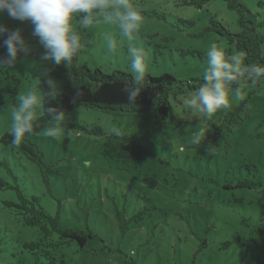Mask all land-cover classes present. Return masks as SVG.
<instances>
[{"label": "rangeland", "instance_id": "obj_1", "mask_svg": "<svg viewBox=\"0 0 264 264\" xmlns=\"http://www.w3.org/2000/svg\"><path fill=\"white\" fill-rule=\"evenodd\" d=\"M239 1L264 14L258 0ZM132 3L142 15L134 37L122 36L118 24L100 12L91 46L79 57L80 66L132 75L129 50L137 48L147 53L145 76L170 74L189 81L203 78L207 57L198 53L207 54L211 44L226 54L237 51L226 37L205 31L212 18L232 34L241 31L237 13L223 0H212L201 9L183 5V0ZM29 24L0 12V26L9 30L24 32ZM73 27L79 31V17L73 18ZM109 38L115 49L108 47ZM44 52L40 44L29 46L28 54L22 52L13 67L0 69V137L10 132L17 97L37 88L33 71L53 68L42 59ZM192 93L171 98L176 122L162 127L146 124L141 117L85 107L64 115L140 140L149 151L137 163L105 157L104 137L49 127L31 137L49 166L46 182L38 164L0 142L1 182L18 186L28 197H39L46 212L58 216L60 228L89 227L100 238L89 240L83 249L74 242L65 245L58 258L63 255L67 264H264V195L238 187L240 181L260 180L264 188V83L260 92L253 84L230 88L229 107L211 118L186 105ZM247 98L248 107L233 130L213 134L225 115ZM42 114L41 102L37 117ZM201 129L205 132L201 142L190 143ZM53 130L56 134L50 135ZM146 177L155 178L158 186L145 184ZM6 201L19 202L15 189H0V264H35L24 244L38 241L39 230L26 226ZM117 209H124L127 218L141 211L145 215L123 234ZM204 242L207 245L201 248Z\"/></svg>", "mask_w": 264, "mask_h": 264}, {"label": "trees", "instance_id": "obj_2", "mask_svg": "<svg viewBox=\"0 0 264 264\" xmlns=\"http://www.w3.org/2000/svg\"><path fill=\"white\" fill-rule=\"evenodd\" d=\"M212 0H183V5L203 8ZM228 8L238 15V23L241 31L232 34L221 22L211 19L206 27V32H215L222 37H226L236 50L243 51L246 56L245 63L264 65V14L251 11L247 5L239 0H223ZM258 8L264 10V0H258ZM93 24L98 20V15ZM79 32L82 36L81 50L73 57L70 65H55L52 69H38L33 71V76L38 79L37 88L41 89L45 96L42 100L43 114L34 121L33 129L25 137L20 145L12 143V136L7 132L0 137V142L6 146H11L17 152L24 154L31 161L38 164L43 173L44 180L48 182L47 171L49 166L44 161V153L41 148L32 141L31 137L36 136L45 128L54 127V120L47 112V108H55L63 113V120L58 127H64L88 135L104 137L103 155L105 157L119 159L124 163H137L142 155L149 151L140 140L132 135L117 132L115 130L106 131L99 125L89 126L77 120L65 118V114L77 107L101 110L114 116H137L141 117L146 124H154L159 127L165 122L175 123L176 114L171 103V98L177 99L179 95L186 92H195L203 83V78H193L189 81L176 79L170 74L158 77L145 76L141 85V95L135 104H129L126 93L123 91L125 82L131 84L133 75L122 71H114L105 74L100 68L91 70L87 65L80 66L79 57L85 49L91 46L93 38L92 27L88 28L80 25ZM25 41L29 46H36L39 41L32 36V25L29 24L23 32ZM2 45V40H0ZM5 49L0 46V55ZM22 52L19 54L18 58ZM228 54V53H227ZM203 58L207 54L198 53ZM16 64V63H15ZM13 64L11 67H13ZM47 78H52L57 85L55 95H50L45 83ZM264 78L253 81L247 77H240L239 84H232L231 89L238 90L242 84H253L255 92H260ZM13 93H18V87L13 88ZM249 98L242 101L234 111L228 112L220 125L212 132L215 135L225 131H232L233 127L241 121V113L248 107ZM249 168V166H248ZM143 182L152 188L158 186V181L153 177H146ZM2 187L15 189L19 202L6 201L8 207L13 208L15 214L28 227L37 228L40 239L36 242L24 244V248L35 257V264H67L63 258H58L59 253L65 245L76 243L80 248H84L91 239H98L99 236L89 227L67 228L59 227L58 216L54 217L46 212L42 207L39 197L26 196L17 186L0 181ZM238 187L259 190L264 195L263 183L260 180H244L238 182ZM145 211L135 214L131 218L125 216V210L117 209L116 216L119 222L120 231L126 234L130 230L133 222L141 221ZM56 237V239H55ZM100 239V238H99ZM204 242L201 248L206 246ZM107 248L104 245L103 249ZM129 264H139L137 261Z\"/></svg>", "mask_w": 264, "mask_h": 264}, {"label": "clouds", "instance_id": "obj_3", "mask_svg": "<svg viewBox=\"0 0 264 264\" xmlns=\"http://www.w3.org/2000/svg\"><path fill=\"white\" fill-rule=\"evenodd\" d=\"M0 12L17 21L30 22L32 36L35 37L45 52L42 59L55 65H70L72 59L81 50L82 36L73 27V18L80 17V25L88 28L93 24L98 12L107 13L106 19L114 20L122 36L132 39L139 30L142 15L132 0H0ZM0 40L5 49L0 55V69L11 67L18 60L21 52L28 54L29 45L20 29L9 30L0 26ZM108 47L115 49L116 43L109 38ZM130 67L133 75L131 84L125 82L123 91L129 104H135L141 95V85L146 73L147 53L143 49L131 48ZM243 51L226 54V50L211 44L207 51V68L203 73V83L186 99V105L201 117L211 118L222 108L229 107L230 86L239 84L240 77L256 81L264 78V65L245 63ZM45 83L50 95L57 92L56 82L47 78ZM45 93L39 88H32L26 94L17 97L18 103L11 111L12 143L20 145L25 134L33 129L39 108ZM54 120V129L63 120V113L55 108H47ZM55 135V130L49 133ZM205 136L203 129L195 133L190 143L198 144ZM214 151V147L211 148Z\"/></svg>", "mask_w": 264, "mask_h": 264}]
</instances>
